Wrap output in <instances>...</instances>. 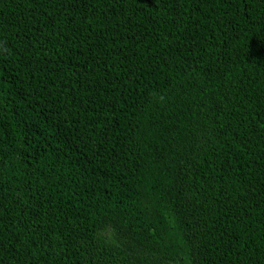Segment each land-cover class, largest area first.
Segmentation results:
<instances>
[{
    "label": "trees",
    "instance_id": "16d2710c",
    "mask_svg": "<svg viewBox=\"0 0 264 264\" xmlns=\"http://www.w3.org/2000/svg\"><path fill=\"white\" fill-rule=\"evenodd\" d=\"M0 264H264V0H0Z\"/></svg>",
    "mask_w": 264,
    "mask_h": 264
}]
</instances>
